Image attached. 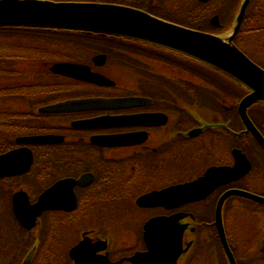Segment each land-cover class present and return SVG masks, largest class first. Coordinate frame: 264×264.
<instances>
[{
    "label": "flooded vegetation",
    "instance_id": "af4514ba",
    "mask_svg": "<svg viewBox=\"0 0 264 264\" xmlns=\"http://www.w3.org/2000/svg\"><path fill=\"white\" fill-rule=\"evenodd\" d=\"M102 37L108 41L101 43L107 47L101 52L96 40L77 43L73 51L76 62L104 75L129 64L133 78L140 76L141 80L127 81L130 85L123 83L126 87L114 78L109 86L53 80L36 83L37 96L14 97L7 106L0 100V117L6 119L0 121V154L20 151L15 159L19 168L23 167L20 173L0 178V205L7 202V207L0 208V243L6 242L7 247L11 243L13 249L1 248L6 256L1 253L0 263H7L8 253L19 254L21 248L26 251L25 256L15 255L18 264L32 249L29 264H34L41 246V264H51V259L57 264H231L226 244L234 264H264L263 203L230 196L221 206L224 242L216 224V207L227 191L264 198V151L242 122L239 104L243 88L208 68L207 94H200L193 75L185 71L194 66L156 61L170 68L167 74H159L139 61H154L146 57L148 48H140L142 53L137 54L130 51L135 47L121 38ZM99 54L105 56L103 61L94 60ZM154 76L158 80H153ZM131 85L134 91L127 90ZM205 97L206 103L200 102ZM82 98L100 101L89 110L36 113V105ZM247 115L264 138V106H250ZM72 123L82 127L72 128ZM50 135L62 138L47 144L31 140ZM28 151L32 161L25 166ZM241 154L249 159L250 170L200 200L178 194L142 200L151 192L200 178L208 169L231 167L242 160ZM153 168L171 170L175 175L145 190L135 189L139 176ZM257 168L260 173L255 172ZM66 178L81 179V183L62 182L60 192L44 194ZM18 194L20 212L27 207L33 212L31 217L43 207L31 228H24L14 214ZM51 195L60 201H53ZM55 205H60L59 209H51ZM241 212L252 218V244L247 232L227 229V217L234 224ZM118 214L124 217L115 223L113 216ZM24 216L26 220L27 214ZM56 231L59 235L51 238ZM7 233L15 240H9ZM53 246L63 247L58 260L51 256Z\"/></svg>",
    "mask_w": 264,
    "mask_h": 264
},
{
    "label": "water",
    "instance_id": "95a60500",
    "mask_svg": "<svg viewBox=\"0 0 264 264\" xmlns=\"http://www.w3.org/2000/svg\"><path fill=\"white\" fill-rule=\"evenodd\" d=\"M207 1V0H200ZM249 0H244L236 16V23L231 33L224 37L215 36L191 29H186L162 21L148 13L130 7L88 2H53L43 0H0V26H28L41 28H56L78 30L84 32H97L101 34H115L152 42L171 48L194 57L211 65L249 88L251 92L239 104V113L247 131H249L264 151V138L254 127L247 115V108L255 102H264V70L249 60L233 43L232 39L242 22L244 12ZM213 25H218L217 16L211 19ZM53 73L67 77L97 83L99 85L111 84L105 77L91 73L88 68L69 63H56L51 67ZM100 101V100H96ZM95 100L71 101L46 107L41 111L67 112L73 110H89ZM117 101V100H113ZM123 101V100H120ZM52 138L46 137L45 141ZM33 141L43 140L34 138ZM118 143V141L116 142ZM15 153L0 156V175H10L15 162ZM22 165V164H21ZM27 165V161L24 162ZM249 169L245 157L233 167L210 169L198 180L164 189L161 192L142 197V200H159L162 196L183 195L189 200L204 198L216 186L241 177ZM71 184V181H65ZM58 185L45 192L53 193ZM230 195L246 197L264 204V198L240 190H229L220 198L216 207V224L222 241L223 228L221 224V206ZM19 194L16 195L18 198ZM154 196V197H153ZM41 203H38L39 205ZM42 207V206H41ZM39 208L35 213L38 214ZM17 213V209L15 207ZM18 215V213H17ZM230 256L231 264L234 261ZM28 256L26 262L29 260Z\"/></svg>",
    "mask_w": 264,
    "mask_h": 264
},
{
    "label": "trees",
    "instance_id": "16d2710c",
    "mask_svg": "<svg viewBox=\"0 0 264 264\" xmlns=\"http://www.w3.org/2000/svg\"><path fill=\"white\" fill-rule=\"evenodd\" d=\"M52 1H101V2H114L116 0H52ZM123 3L135 6L137 8L146 10L157 16L169 18L170 20L187 25L193 29H199L202 31H211L221 33L222 27H212L208 19L212 14H217L222 23L223 20H227L231 15L233 6L227 9L211 10L212 5L224 3L226 0H211L210 2L203 4L197 0H180L179 5L175 8L170 5L168 8L164 7V4L159 3L158 0H121ZM209 10V12H208ZM167 12H172L167 15ZM223 27L226 26V22L222 23ZM264 31V0H250L242 24L239 28L237 35L234 38V43L239 47L240 45H250L252 37L255 32ZM223 32V31H222ZM96 40L98 43L97 48L100 50H107V47L101 45L108 41L105 38H101L98 34L91 36H85V34L77 31H65L56 29H43V28H24V27H0V82L7 80L18 81L14 78L23 72H18V64L23 60H28L27 64L34 66L32 63L35 60L42 58L46 53L45 51L52 46L62 47L61 43H66V48H71L73 42H82ZM241 42V43H240ZM50 50V49H49ZM137 51V49H135ZM247 53V51L245 50ZM248 54V53H247ZM258 60L262 66H264V54ZM250 55V54H248ZM52 54L50 53V57ZM251 56V55H250ZM252 57V56H251ZM163 61H171L168 56H158ZM253 58V57H252ZM34 59V60H32ZM196 61V60H195ZM183 63V62H182ZM191 64V63H189ZM195 69L193 73L200 76L204 80L207 79L208 74L205 69H202L201 62L196 61L193 63ZM25 67H27L25 65ZM28 77H32V81H46L54 80L55 76L50 74H39L34 73L33 75L28 74ZM7 87V88H6ZM23 87L24 91L29 90L28 86H15L6 85L0 86V96L3 98H9L13 96H25L24 93H18ZM245 93V87H243V94ZM35 96V94L33 95Z\"/></svg>",
    "mask_w": 264,
    "mask_h": 264
},
{
    "label": "rangeland",
    "instance_id": "374dc122",
    "mask_svg": "<svg viewBox=\"0 0 264 264\" xmlns=\"http://www.w3.org/2000/svg\"><path fill=\"white\" fill-rule=\"evenodd\" d=\"M158 1H159V3L164 4V5H173L175 8L180 3V0H158ZM241 2H242V0H226L224 3L212 5L210 9L211 10H215V9L220 10L222 8L227 9L230 6L231 7L233 6V8L231 10V15L229 16V18L227 20L222 21V23H225V22L227 23L226 26H224V27H225V29L229 30V29H231L233 23H235L234 18H235V15L238 11V8H239V5ZM235 3H236V5H235ZM208 12H209V10H208ZM167 15H169V13H167ZM251 37L253 38L252 39L253 44L251 43L250 45H246V44L242 43L240 45V47H242V49H245L247 51V53L250 54L254 59L263 60V58H261L262 55H260L259 53L264 54V31L261 33L255 32L253 36L251 35ZM139 61L145 62L146 64L153 66L159 74H165L167 69L170 70V68H168L166 66L164 67L163 65L159 64V62H156V61H149L146 59L145 60L140 59ZM25 65L27 67H25ZM134 66H136V65H134ZM46 68H47V66L45 67V64H40L39 66L33 67V66L27 64V61H21V63L18 64L17 70H18V72H23V73L14 78L15 80H18V81H16L18 83L17 86L31 84L32 80H30V79L32 77H28V74L33 75L34 73L36 74V72H38L41 75V72L45 71ZM132 69H133L132 66H129V64H126V65H123L121 68H118V69L113 70L111 72L108 71V72H106V74L112 76V78H114V79H116V81L120 82L122 86L126 87L125 85H128V86L130 85L127 81H132L135 79L136 80L142 79L140 76H138L137 78H133L132 73H130V71ZM148 69H150V68H148ZM180 75H181V73H179V71H178V76H180ZM192 80L196 83L195 85L199 89L200 94L205 93V95H206L207 94L206 88H205L206 87V81L203 78L199 79L197 77H192ZM9 81L10 80L5 81L4 85H6L8 87L10 85H13V84H10ZM12 82L14 83L15 81H12ZM214 84L216 85V83H214ZM200 85H202V86L199 87ZM210 86L213 87V85H211V84H210ZM130 88L131 89L128 88L127 90L128 91L129 90H131V91L135 90L134 85H131ZM20 90L23 91L24 88L21 87ZM0 100L4 101V98L0 96ZM206 101H207V99L205 97V100H201L200 102L206 103ZM0 108H1V106H0ZM205 115H207V114L205 113ZM252 152H254V150ZM255 172L260 173V172H258V168L255 170ZM174 175L175 174L171 170L168 171V170H160L157 168H153L149 171L142 173L139 176V180H138V183L135 185L136 186L135 189L145 190L146 188H149L148 186L152 187V186L158 185L161 182V179L173 177ZM256 179L258 180L259 184H263L259 180V178H256ZM31 184L33 185L32 187H35V184H33L32 181H31ZM10 189H12V188H10ZM6 203L7 202L5 201L4 204L0 205L1 206L0 208L4 209L5 207H7ZM123 217H124L123 214H118V215L113 216L115 223L121 222L123 220ZM250 217L251 216H249L245 213H242V212L237 213L236 217L234 219V224H231L229 216L227 217L226 224H227V229H230L232 231V233L234 232L233 230L237 231L236 233H239V231H243L244 235L247 232V235L250 239V244H252V242H253V233H252L253 222H252V218H250ZM110 225L112 227H114L113 221H110ZM58 235H59V233H58V231H56L55 234L51 235V238H53L55 236L57 237ZM238 235L241 237V234H238ZM6 236L9 240H15V236H12L10 233H7ZM20 242L24 243V244L29 243L28 240H20ZM5 243L6 242H4V241L2 243H0V246L3 245L2 247H0V256L2 254H4L6 256V254L4 252H2L1 248H4V250H6V251L8 248H9V250L12 249V248H10V246L12 245L10 242H9L10 246H8V247L4 245ZM65 245H66V243H64L62 246H65ZM53 247H54L53 251L51 248V252H52L51 256L53 258H55L56 260H58V256L61 253V251L63 250V247L62 248H60V247L58 248V246L57 247L53 246ZM28 249H30V248H28ZM24 250L25 249L20 248L19 254H16V252L12 253L13 252V249H12V252H9L7 255V263L5 262L3 264H18V258L15 257V255H18V257H21ZM41 252H42V248L40 246L38 253H41ZM38 253H37L36 260H35L34 264H38V263L41 264L40 262H38V257H39ZM23 255L25 256V254H23ZM53 261L54 260L51 259V264H57V263H53Z\"/></svg>",
    "mask_w": 264,
    "mask_h": 264
}]
</instances>
